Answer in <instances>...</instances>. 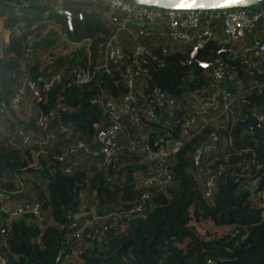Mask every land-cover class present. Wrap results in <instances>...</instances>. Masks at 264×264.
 Returning a JSON list of instances; mask_svg holds the SVG:
<instances>
[{
    "label": "trees",
    "instance_id": "obj_1",
    "mask_svg": "<svg viewBox=\"0 0 264 264\" xmlns=\"http://www.w3.org/2000/svg\"><path fill=\"white\" fill-rule=\"evenodd\" d=\"M70 8L84 13L83 20L75 18L73 30L54 7L0 2V18L10 31L8 40L0 34V107L25 73L38 80L63 69L86 67L92 75L85 84L66 75L35 100L29 113L23 106L18 113L0 114L7 125L6 131L0 130V187L16 188V175L21 176L43 203L48 222L43 231L30 216L13 221L6 233L0 232V256L8 264H264L263 209L252 199L253 184L264 186V143L247 128L264 107V63L251 68L240 57L219 52L216 39L204 43L197 59L223 61L227 83L244 90L235 104L234 120L219 131L222 148L195 165L193 152L203 135L189 140L168 161L171 179L147 189L144 211L129 213L141 202L145 189L140 178L150 167L141 161L136 143L155 148L161 138L180 137L190 104L211 84L212 65L194 63L186 69L194 47L164 52L167 40L135 20L117 37L128 57L118 63L105 60L103 45L114 26L94 10ZM20 24L23 33L15 35ZM163 27L161 32L167 30L165 23ZM141 29L151 34L142 37L149 54L137 58L135 98L142 110L152 108L158 119L142 112V124L134 126L125 116L119 149L108 160L96 154L97 134L108 123L107 101L120 102L130 92L126 78L128 68L135 66L136 48L132 31ZM60 33L66 42L76 43L72 51L64 53L67 45L60 43ZM157 88L176 101L172 116L151 102ZM21 131L30 136L28 144ZM212 131L217 129L206 128L204 134ZM80 142L89 144L91 151L71 152ZM73 161L77 165L67 172ZM212 178L218 188L208 197L206 182ZM81 194L102 219L85 230L79 248L77 229L71 224ZM200 226L205 228L202 232ZM226 227L232 229L226 232ZM96 230H104V236H88Z\"/></svg>",
    "mask_w": 264,
    "mask_h": 264
},
{
    "label": "built area",
    "instance_id": "obj_2",
    "mask_svg": "<svg viewBox=\"0 0 264 264\" xmlns=\"http://www.w3.org/2000/svg\"><path fill=\"white\" fill-rule=\"evenodd\" d=\"M103 5L101 9V17L104 21L111 24L115 28V32L104 43L105 60H111L118 63L127 58V53L122 44L118 41L119 32L128 29L129 24L135 20L141 25H148L152 30L155 28H165V32L155 31L159 33L163 39L167 40L168 46H164V52L177 51L184 46L192 47L204 45L199 35V29L207 26L211 33V38L218 41L221 48L219 52H229L242 59V62L248 67H259L264 63V3L260 8H232L225 10H178V9H162L153 6L140 5L134 6L130 0H94ZM64 0H58L55 6L56 10L61 11L65 17L68 28L74 29V20L78 18L83 20L84 13H74L70 7L63 5ZM218 20L221 23L220 36L217 31H211L214 22ZM214 32V33H213ZM149 30L141 29L132 31L133 38L136 42L134 52V65L128 68L126 83L130 92L120 102L110 100L105 105V111L108 115V123L103 126L98 134L99 149L96 154H101L110 160L116 155L119 149V135L124 128L123 118L127 116L134 126L142 124L141 113L144 112L149 118L158 119L152 108L141 109L136 103L135 89L136 77L140 74L137 58L149 54L148 47L144 44L142 37L150 36ZM213 34V36H212ZM30 42V38H29ZM73 46L75 42H71ZM106 70H111L105 65ZM211 84L204 90L203 94H199V100L190 104L191 111L186 118L182 133L179 138L165 140L161 138L157 147L142 142L136 143L135 149L141 156V161L150 165L148 173L140 178V186L143 192L141 202L136 204L129 213H140L144 211L146 199L150 193L147 189L164 184L171 179L168 173V161L172 159L185 144L192 138L203 135L198 140L193 152V163L199 165L203 158L217 153L221 150V139L219 131L228 125L229 120H234V108L239 96L244 92L240 86H230L227 83L226 65L223 61H216L211 68L208 69ZM66 75H72L80 84L88 83L92 79L91 72L86 67H78L71 72L61 70L50 75L47 78L34 79L29 74H24L13 88L12 94L9 96V102H4L0 107V114L7 115L11 112H20L24 106V102L28 97L38 100L42 94L49 90L54 84L59 83ZM249 89L246 90V92ZM151 102L158 103L173 115L176 101L171 99L166 93L160 89H155L151 94ZM262 129L264 130V107L257 113ZM213 127L217 131L204 134L206 128ZM64 131L66 129H63ZM24 138V143L30 142V136L20 132ZM145 139V136H143ZM232 144L231 139L229 140ZM90 152V146L87 143L80 142L71 149V152ZM61 158H63L61 156ZM78 161H73L66 169L72 172ZM155 163L152 168L151 164ZM166 177V178H165ZM19 186L11 189L0 187V232L6 233L13 221L30 216L38 222L42 230L47 229L46 211L43 203L33 197V192L28 189L21 176L16 175ZM255 182L252 186V199L258 202L263 209L262 217L264 218V186L258 187ZM218 188V183L213 178L206 182V196L211 197ZM95 209L89 207L85 202V197L81 194L80 206L78 211L73 213V222L71 227H76L75 236L78 237L79 248L83 246V233L86 229L94 226L101 221ZM1 223V222H0ZM107 226H105V229ZM93 238H102L104 230H96L94 234H88ZM211 262V260H209ZM0 264H8L6 259L0 256Z\"/></svg>",
    "mask_w": 264,
    "mask_h": 264
},
{
    "label": "water",
    "instance_id": "obj_3",
    "mask_svg": "<svg viewBox=\"0 0 264 264\" xmlns=\"http://www.w3.org/2000/svg\"><path fill=\"white\" fill-rule=\"evenodd\" d=\"M134 6L147 5L158 7L162 9H176L171 5L179 3V0H130ZM187 3H192V0H186ZM196 4H203L205 7H193L191 10H225L232 8H260L262 7L264 0H246L245 3L241 4H227L226 0H195ZM211 5H221L220 7H211ZM201 40L205 43L211 39V33L207 26H203L199 30ZM201 47H195L191 59L185 63L184 67L190 69L192 64L197 63L204 68H207L215 63V61L201 62L197 59L196 55L200 51ZM248 130L258 135L264 143V130L261 127L258 115L254 114L252 121L248 125Z\"/></svg>",
    "mask_w": 264,
    "mask_h": 264
},
{
    "label": "crops",
    "instance_id": "obj_4",
    "mask_svg": "<svg viewBox=\"0 0 264 264\" xmlns=\"http://www.w3.org/2000/svg\"><path fill=\"white\" fill-rule=\"evenodd\" d=\"M57 1L58 0H0L1 3L10 4V5H13V6H16V7L23 6V5H28V4H36V5L51 6V7H54V8L57 5ZM63 5L66 6V7L81 6L83 8L96 11L97 13H99L100 16H101V12L100 11H101V9L103 7L102 4L97 3L94 0H64ZM1 23H4V18L3 17L0 18V34L1 35L2 34L5 35V37L3 38V40H8L10 31L9 30H6L5 27H3V26L1 27ZM159 30H163L164 31V28H158V30H157V28H155V31H159ZM217 30H218L219 35L221 36L222 35V32H221L222 31L221 30V23L218 20H216L214 22V26L212 27L211 31H217ZM2 31H3V33H2ZM47 31H49V29H46V31L44 32V34ZM13 32L15 33V35H22V33H23V24L17 25L16 28L13 30ZM157 34H159V33H157ZM212 36H213V34H212ZM123 38L124 39H127L126 37H123ZM65 40H67V39L65 38L64 35L61 34L60 43L64 42ZM66 45L67 46H66V49H65L64 53H68V52H70V51H72L74 49V46L71 44V41H70V43L69 42H66ZM38 60L41 63L43 62L42 61V58H39L38 57ZM42 65L44 66L45 64L43 63ZM50 71H49V73L47 71H46L47 73L44 71L45 72L44 75H48V74L50 75V73H51ZM9 96L6 99V102H9ZM34 104H35V100L32 97H29L25 101L24 111L23 112L29 113L31 111L32 106Z\"/></svg>",
    "mask_w": 264,
    "mask_h": 264
},
{
    "label": "snow or ice",
    "instance_id": "obj_5",
    "mask_svg": "<svg viewBox=\"0 0 264 264\" xmlns=\"http://www.w3.org/2000/svg\"><path fill=\"white\" fill-rule=\"evenodd\" d=\"M246 0H226L227 4H241L245 3ZM172 7H175L178 10H190L193 7H200L203 8L205 5L203 4H196L195 0H192V3H187L186 0H179V3H175L171 5ZM221 5H211V7H220Z\"/></svg>",
    "mask_w": 264,
    "mask_h": 264
},
{
    "label": "rangeland",
    "instance_id": "obj_6",
    "mask_svg": "<svg viewBox=\"0 0 264 264\" xmlns=\"http://www.w3.org/2000/svg\"><path fill=\"white\" fill-rule=\"evenodd\" d=\"M4 23H1V27L3 26L4 27V25H3ZM2 33H3V31H2ZM3 38L5 37V35H1ZM246 93V92H245ZM243 94V93H242ZM0 129H1V131H6L7 130V125H6V123L5 122H2V119L0 118ZM33 181H31V183H32ZM44 187V186H43ZM32 192H35L34 190L32 191ZM205 228H202V226H200V230H201V232L204 230ZM225 229V231L227 232V231H230L231 229H232V227H226V228H224ZM225 233V232H224Z\"/></svg>",
    "mask_w": 264,
    "mask_h": 264
}]
</instances>
